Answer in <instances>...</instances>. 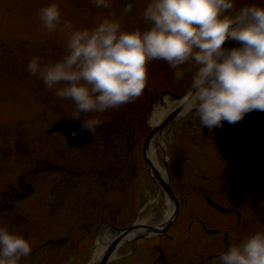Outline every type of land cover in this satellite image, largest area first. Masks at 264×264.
<instances>
[{
    "label": "clouds",
    "instance_id": "9594fccd",
    "mask_svg": "<svg viewBox=\"0 0 264 264\" xmlns=\"http://www.w3.org/2000/svg\"><path fill=\"white\" fill-rule=\"evenodd\" d=\"M91 3L109 9L91 28L62 20L57 0L41 7L42 26L67 36L65 52L46 62L34 54L26 66L57 97L72 101L75 119L94 114L81 120L83 130L95 131L104 122L100 114L139 98L154 60L168 64L176 84L190 75L183 113L194 114L202 127L235 125L253 110L264 111V3L236 10L235 0H148L145 28L124 27L131 2L120 14L112 10V0ZM32 251L22 230L0 224V264H21ZM218 264H264V231L235 238Z\"/></svg>",
    "mask_w": 264,
    "mask_h": 264
},
{
    "label": "rangeland",
    "instance_id": "374dc122",
    "mask_svg": "<svg viewBox=\"0 0 264 264\" xmlns=\"http://www.w3.org/2000/svg\"><path fill=\"white\" fill-rule=\"evenodd\" d=\"M57 2L62 11V20L72 21L75 27L91 28L100 18L109 14V9L97 8L91 0H57ZM128 2L133 3L134 7L131 12L124 14L122 21L124 27L132 28L137 25L141 28L147 27L142 11L148 0H112V10L120 14ZM235 2L236 9H239L245 5L244 2L261 4L264 0H235ZM49 3L51 0H0V147L6 148L5 157L0 154V162H4L7 166H14L15 161L26 162V166L21 167L16 173L22 172L24 181L31 182L36 187V193L30 199H36L37 203L39 199L44 207H48L49 198L46 196L54 192L56 183H63V193H69L66 191V187H70L68 181H77L82 185L92 183L95 175L84 179L86 171L101 173L99 178H103L106 171H98L95 168L108 167L120 161L127 166L129 172L132 167L142 168L143 145L150 131L149 113L152 107L148 100L153 99L158 90L169 89L180 92L190 82V75H186L184 82L174 83L173 70L166 62L151 61L148 83L143 94L133 102L100 114L104 122L96 128L98 134L95 142L71 150L68 147L57 146V141L52 142L45 131L52 127L53 121L58 116H73L74 105L66 98L57 97L54 89H47L42 79L30 75L26 67L34 54H40L46 62L61 58L65 52L67 36L59 28L53 32L46 30L38 18L39 9ZM23 84L25 89L22 88ZM23 95L25 100L22 101ZM87 115L94 114H82L81 119H86ZM180 127L179 121L174 128L175 135ZM180 138L181 136L178 135L176 144L171 147L172 155L177 153ZM40 157L51 161L49 163L52 165L47 166L43 162L41 166L36 167L35 162L40 161ZM41 170H43L42 175L38 172ZM16 173L6 176V181L15 182L18 179ZM109 179L111 180V177ZM123 179H125L124 175ZM128 182L126 178L124 187ZM132 182L134 184V181ZM64 197H66L65 201L62 204L58 203L59 214L54 220V225H52L53 216L50 209L48 214L45 208L43 211V243L63 242L59 249L53 247L47 249V253L53 249L55 254L52 264L67 261L76 248V244L70 241V237L73 238L76 231V219L75 215L68 214L70 198ZM130 200L129 197L125 202L124 210L132 212L136 203H130ZM144 202L145 200L141 204L143 205ZM33 203L31 201L26 204L27 210L32 213L36 211ZM82 234L83 232L76 231L77 244H80V238L77 237ZM80 247L82 245L77 248Z\"/></svg>",
    "mask_w": 264,
    "mask_h": 264
},
{
    "label": "flooded vegetation",
    "instance_id": "af4514ba",
    "mask_svg": "<svg viewBox=\"0 0 264 264\" xmlns=\"http://www.w3.org/2000/svg\"><path fill=\"white\" fill-rule=\"evenodd\" d=\"M189 116L181 123L182 138L169 165L174 167L171 186L178 216L165 232L136 240L134 252L127 248L129 253L120 256L118 264H218L219 254L235 238L264 231V111L253 110L235 125L225 121L213 129ZM10 170L0 162V224L26 235L27 194L22 185L10 192V183L3 178ZM115 173V187L121 192L122 169L117 167ZM113 202L116 207L105 201L103 209L121 210L122 195H115ZM116 213L102 212L99 220L94 215L88 225L132 224H121Z\"/></svg>",
    "mask_w": 264,
    "mask_h": 264
},
{
    "label": "bare ground",
    "instance_id": "6f19581e",
    "mask_svg": "<svg viewBox=\"0 0 264 264\" xmlns=\"http://www.w3.org/2000/svg\"><path fill=\"white\" fill-rule=\"evenodd\" d=\"M171 106V100L170 98H164V101H159L156 106L155 109L153 110V113L150 116V123L151 124H156L158 122V120L161 118V116L164 114V112ZM168 133H171V129L168 130V128L166 129V131H164V134L162 136H159L157 138H155V140L152 141V148L150 150L151 156L153 161L156 163V159L159 157V152H161L165 146H166V142H167V135ZM169 140L172 139V137H168ZM157 167L159 168L160 166L156 163ZM105 237V235L103 234L100 238L99 241H101L103 238ZM104 240V239H103ZM104 243H100L96 249V258L99 256L101 250L104 248ZM95 258V259H96Z\"/></svg>",
    "mask_w": 264,
    "mask_h": 264
},
{
    "label": "water",
    "instance_id": "95a60500",
    "mask_svg": "<svg viewBox=\"0 0 264 264\" xmlns=\"http://www.w3.org/2000/svg\"><path fill=\"white\" fill-rule=\"evenodd\" d=\"M177 97L178 98H180L181 96L180 95H177ZM180 109L181 108H177V109H175L174 111H172L169 115H168V117L155 129L156 131H158V130H160V128L162 127V125L167 121V120H169V119H171V118H174L176 115H178L179 114V111H180ZM67 124H68V127H69V129L70 130H75V131H77V134H78V140L80 139V140H84V141H88V140H91V139H86V137L88 136V134L85 132V131H83V130H79L77 127H76V125H74L73 123H71V121L70 120H67ZM155 130H153L152 131V135H150L149 137H148V139H147V141H146V144H145V150H146V152H147V149H148V144H149V142H150V139L152 138V136H153V134L155 133ZM74 142H71V144H73ZM146 158H147V161H148V157L146 156ZM161 179V182L162 183H165V181L162 179V178H160ZM114 249V244L113 245H111L110 246V248H109V250L106 252V255H105V257L102 259V261H101V263L100 264H105V262H106V260H107V257H108V255L110 254V252L112 251Z\"/></svg>",
    "mask_w": 264,
    "mask_h": 264
}]
</instances>
